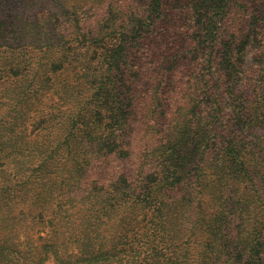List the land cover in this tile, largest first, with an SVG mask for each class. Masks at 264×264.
Returning a JSON list of instances; mask_svg holds the SVG:
<instances>
[{
  "label": "trees",
  "instance_id": "trees-1",
  "mask_svg": "<svg viewBox=\"0 0 264 264\" xmlns=\"http://www.w3.org/2000/svg\"><path fill=\"white\" fill-rule=\"evenodd\" d=\"M48 262L264 264V0H0V264Z\"/></svg>",
  "mask_w": 264,
  "mask_h": 264
},
{
  "label": "rangeland",
  "instance_id": "rangeland-1",
  "mask_svg": "<svg viewBox=\"0 0 264 264\" xmlns=\"http://www.w3.org/2000/svg\"><path fill=\"white\" fill-rule=\"evenodd\" d=\"M139 126H137V128H138ZM36 240H38V237H36ZM47 264H53L52 262H48Z\"/></svg>",
  "mask_w": 264,
  "mask_h": 264
}]
</instances>
